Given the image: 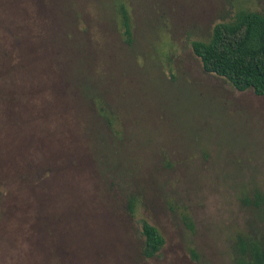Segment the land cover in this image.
I'll list each match as a JSON object with an SVG mask.
<instances>
[{
	"label": "rangeland",
	"instance_id": "1",
	"mask_svg": "<svg viewBox=\"0 0 264 264\" xmlns=\"http://www.w3.org/2000/svg\"><path fill=\"white\" fill-rule=\"evenodd\" d=\"M134 2L137 53L95 0H0V264H233L237 232L264 234V204L257 218L239 198L264 193V96L204 72L191 46L264 0ZM78 77L122 85L107 96L121 142L84 134ZM143 221L164 238L150 258Z\"/></svg>",
	"mask_w": 264,
	"mask_h": 264
},
{
	"label": "trees",
	"instance_id": "2",
	"mask_svg": "<svg viewBox=\"0 0 264 264\" xmlns=\"http://www.w3.org/2000/svg\"><path fill=\"white\" fill-rule=\"evenodd\" d=\"M95 2H97L96 8L100 9L99 11L95 9L97 16L99 17L102 11L105 20H108L109 23H115L119 27L123 41L129 48L134 46L135 50L131 11L137 3L134 0H95ZM70 7L76 8L72 5ZM90 21L94 23L89 22V25H87V31H85L87 34L96 23L100 22L99 20L95 22L93 19ZM65 34V39H74L68 33ZM191 46L194 55L200 60L204 72L222 78L238 91L251 90L257 96H264L263 12L241 7L232 14L228 21L214 24L206 41L194 40ZM78 48L74 49L73 45L72 55ZM92 55L94 58L99 56L96 51L92 52L91 49L87 51V56L92 58ZM87 56L84 54L80 59L77 58L81 61L80 64L86 61ZM137 56L139 55L137 54ZM145 56L150 58L148 55ZM80 67L82 66L80 65ZM79 71H82V69L80 68ZM82 77L85 80L84 75ZM118 78L120 79V77ZM83 79L79 80L78 77L74 81L76 87L74 91L83 102V108L87 115V121L84 124L87 125L89 130L85 131L84 134H88L89 131L88 139L98 140L99 142L104 140L121 142L123 138V117L117 111L116 106L112 108L113 106L108 104L110 103L108 95H110L112 88L123 91L122 85L121 88L120 86H109L113 82L110 80L111 83L102 84L103 86L97 89L96 87L91 88ZM100 124L105 126V132L101 129ZM102 135H105L106 139L101 138ZM110 141L107 144L106 142L100 143L105 147V154L108 157L111 155L120 159L122 153L115 150L113 143H110ZM93 150H97V146L93 147ZM239 193V198L245 204L251 205L253 210L256 209L254 210L255 216L257 218L261 217L264 193L260 187L252 186L250 189H242ZM135 207L136 199L135 201L130 199L128 210L132 215ZM141 234L140 249L142 256L145 258L155 256L164 243L162 234L156 226L147 221H143L141 224ZM231 253L233 264H264V234L262 228L255 224V220L249 224L247 230H242L234 235Z\"/></svg>",
	"mask_w": 264,
	"mask_h": 264
}]
</instances>
